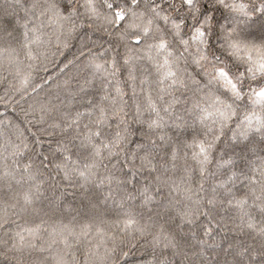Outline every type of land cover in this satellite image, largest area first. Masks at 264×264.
Here are the masks:
<instances>
[{
  "label": "snow or ice",
  "instance_id": "1",
  "mask_svg": "<svg viewBox=\"0 0 264 264\" xmlns=\"http://www.w3.org/2000/svg\"><path fill=\"white\" fill-rule=\"evenodd\" d=\"M0 84V264H264V0H0Z\"/></svg>",
  "mask_w": 264,
  "mask_h": 264
},
{
  "label": "trees",
  "instance_id": "2",
  "mask_svg": "<svg viewBox=\"0 0 264 264\" xmlns=\"http://www.w3.org/2000/svg\"><path fill=\"white\" fill-rule=\"evenodd\" d=\"M76 54V43L72 42L67 49H63L61 53H58L52 60L51 63L47 65V70H40L38 72L33 73L34 83L40 84L43 91L40 92V96L43 97L47 95L49 92L55 93L57 91V84L62 82L63 79L67 77L69 74H75L77 69L75 67H71L68 71L61 75L60 68L64 66L69 60L72 59L73 55ZM43 80L49 81L48 84H43L41 81ZM4 85L0 84V95L3 94ZM30 91V89H29ZM29 102L28 97H25L24 101H22L23 106H27ZM0 113H5V109L3 104H0ZM12 113H6V115H11ZM2 118V117H0ZM72 198L69 197V200ZM142 256L141 252H135L132 256L133 264H139L140 258Z\"/></svg>",
  "mask_w": 264,
  "mask_h": 264
}]
</instances>
